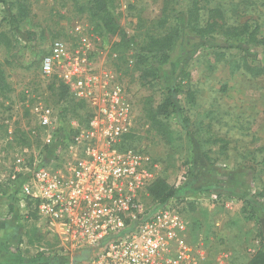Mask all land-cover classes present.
<instances>
[{
  "label": "rangeland",
  "instance_id": "obj_1",
  "mask_svg": "<svg viewBox=\"0 0 264 264\" xmlns=\"http://www.w3.org/2000/svg\"><path fill=\"white\" fill-rule=\"evenodd\" d=\"M5 1L0 4V191H16L14 182L5 181L16 157L52 161L44 160L30 109L37 100L58 103L50 80L41 75V60L52 40H72L78 22L98 38L96 66L117 77L134 108V133L124 146L149 156L156 179L176 189L167 204L179 207L187 239L205 264H247L260 245L264 251V51L256 45L244 56L218 48L226 30L243 25L264 38V0H105L121 36L104 34L88 14L89 0ZM214 18L223 24L219 34H210L214 40L195 46V39H186ZM180 29L182 39L171 48L168 63L158 66L152 40ZM144 67L155 68L157 77L141 78ZM182 70L189 77L172 98L175 112L169 106L168 114L157 115ZM72 110L66 122L84 119L82 109ZM68 124L62 123V136L69 134ZM61 150L54 158L63 156ZM142 200L146 209L159 206L150 196ZM11 216L18 218L15 238L24 236L27 244L0 240V264H18L17 259L50 264L46 258L67 264L82 253L62 245L58 232L33 215L25 224L20 213Z\"/></svg>",
  "mask_w": 264,
  "mask_h": 264
},
{
  "label": "built area",
  "instance_id": "obj_2",
  "mask_svg": "<svg viewBox=\"0 0 264 264\" xmlns=\"http://www.w3.org/2000/svg\"><path fill=\"white\" fill-rule=\"evenodd\" d=\"M74 32L72 40H52L40 65L47 85L62 87L68 101L37 100L30 109L43 147L58 145L63 156L49 163L18 156L5 181L20 182L27 214L55 229L62 245L89 252L67 264H205L179 207L144 208L156 166L124 146L134 133V108L117 77L96 66L98 38L78 22ZM68 104L83 105L85 115L67 121L73 134L60 140Z\"/></svg>",
  "mask_w": 264,
  "mask_h": 264
},
{
  "label": "trees",
  "instance_id": "obj_3",
  "mask_svg": "<svg viewBox=\"0 0 264 264\" xmlns=\"http://www.w3.org/2000/svg\"><path fill=\"white\" fill-rule=\"evenodd\" d=\"M0 4L2 6L6 5L5 0H0ZM196 11V9H195ZM215 14V17L221 18V14L219 11H213ZM88 14L89 16L93 19L98 21L100 24L102 30L104 31V34L109 35V36H114V35H122L123 31L121 27L118 25L112 14L109 12L107 8V4L105 0H89L88 1ZM193 17V14L188 12L187 17H186V27H190V22ZM223 24H219L217 20L214 18V21L212 23L206 22L202 27H199L198 30L195 32L194 35H191L190 33L186 34V39L189 40L190 37L192 40L195 39V46H203L206 44L208 40H214L215 37H211L210 34L215 32L216 34H219V29H222ZM242 29L239 28H232L230 30L225 31L224 35V44L218 46V48L222 50H227V49H237L238 51L242 52L244 56H248L253 49V46H260L263 48L264 51V38L257 39L256 38V29L253 30L252 32L249 33L247 26L243 25ZM239 30V32H237ZM182 29L180 30H174L168 32L165 36L158 38V39H153L152 40V45H154L155 48H157V53L155 56V60L158 63V66L164 65L168 63L170 59V51L171 48L181 41L182 39ZM26 35L28 37H31L32 34L27 32ZM145 59L143 57H140L138 59V63L142 65L144 63ZM153 67V66H151ZM150 67V68H151ZM148 68L144 67L141 71V78H146L148 76L157 77V70L155 68ZM251 70V69H250ZM180 78L177 80L175 79L176 83L174 86L167 91V97L164 101V103L157 108V115H166L168 114V107L170 106L172 108V111L175 112V106L172 101V98L174 95L178 94L181 91V88L183 87L182 82L187 81L189 75L185 73L184 70L180 71ZM2 82V81H1ZM50 90L56 91V96L58 98V102L60 100H66L67 95L65 90L62 87H56L54 83L50 86ZM68 110L70 112L71 109L72 112L78 110H81L85 112V108L83 105H71L68 104ZM75 107V108H74ZM63 123H66V120L64 118L62 119ZM67 124V123H66ZM66 128V127H64ZM63 130V129H62ZM62 133L65 132V130L61 131ZM60 132V133H61ZM59 133V139H70L72 136V132L69 131L68 135L62 136V134ZM131 135V134H130ZM127 135L124 138V144L126 143L127 138L130 136ZM57 147L58 145L51 146L50 148L45 147V155L46 158L44 159L45 161H49L51 159H54L55 153L57 152ZM149 196L151 197L152 201H154L156 204L160 207H164L168 201H170L176 194V189L168 186L163 180L156 179L152 185L148 189ZM261 247L263 245H260ZM258 249L249 259L247 264H264V251L263 249ZM89 252H83L82 254H86V257L88 256Z\"/></svg>",
  "mask_w": 264,
  "mask_h": 264
},
{
  "label": "crops",
  "instance_id": "obj_4",
  "mask_svg": "<svg viewBox=\"0 0 264 264\" xmlns=\"http://www.w3.org/2000/svg\"><path fill=\"white\" fill-rule=\"evenodd\" d=\"M19 183L16 182V191H12L10 194L4 193V191H0V226L2 225V232H0V240L4 242L5 244L10 242V243H22V244H27V239L24 236H21V239L18 240L15 237L17 236L13 229L15 226H19L16 224V220L18 218L14 217L12 218V214L20 213V221L21 223L25 224V222H30L32 217L29 216L28 213V207L23 204V202L20 199V193L17 191L19 189ZM17 212V213H15ZM13 221V224H12ZM18 222V221H17ZM19 223V222H18ZM26 223V224H27ZM12 227V228H11ZM11 228V229H10ZM14 234H13V233ZM2 243H0L1 245ZM22 246V245H21ZM1 259V258H0ZM2 260V259H1ZM7 260V259H6ZM50 264H63V261L61 259H48L46 258ZM38 261H44V259L40 258ZM18 264H35L37 263V259L31 260V262L27 259H17L15 260Z\"/></svg>",
  "mask_w": 264,
  "mask_h": 264
},
{
  "label": "water",
  "instance_id": "obj_5",
  "mask_svg": "<svg viewBox=\"0 0 264 264\" xmlns=\"http://www.w3.org/2000/svg\"><path fill=\"white\" fill-rule=\"evenodd\" d=\"M86 254H82L81 253H77L74 255V260L77 262V261H80V260H84L86 259Z\"/></svg>",
  "mask_w": 264,
  "mask_h": 264
},
{
  "label": "flooded vegetation",
  "instance_id": "obj_6",
  "mask_svg": "<svg viewBox=\"0 0 264 264\" xmlns=\"http://www.w3.org/2000/svg\"><path fill=\"white\" fill-rule=\"evenodd\" d=\"M81 255H82V253H81Z\"/></svg>",
  "mask_w": 264,
  "mask_h": 264
}]
</instances>
